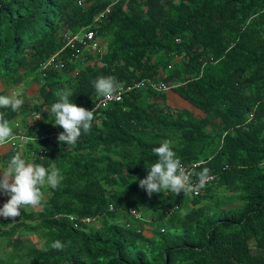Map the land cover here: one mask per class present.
<instances>
[{
    "label": "trees",
    "instance_id": "1",
    "mask_svg": "<svg viewBox=\"0 0 264 264\" xmlns=\"http://www.w3.org/2000/svg\"><path fill=\"white\" fill-rule=\"evenodd\" d=\"M84 28L103 45L75 64L76 75L71 65L50 70L48 103L67 86L71 102L92 111L98 77L133 85L161 76L180 84L174 92L190 107L135 89L95 111L75 145L33 161L60 169L59 186L42 191L48 212L65 217L47 221L43 249L27 238L37 227L26 226L15 254H31V264H264V0H0V80L20 83L56 61L64 31ZM165 140L187 169L203 161L194 171L215 176L201 196L149 197L139 187ZM8 199L0 193V208ZM116 209L146 211L151 223L128 229ZM69 215L100 221L76 229ZM56 240L63 250L51 248Z\"/></svg>",
    "mask_w": 264,
    "mask_h": 264
},
{
    "label": "clouds",
    "instance_id": "2",
    "mask_svg": "<svg viewBox=\"0 0 264 264\" xmlns=\"http://www.w3.org/2000/svg\"><path fill=\"white\" fill-rule=\"evenodd\" d=\"M78 4L82 5L83 3L79 1ZM89 31L93 30L84 28L78 33L64 31L62 34L64 45L57 54L56 61L53 57L42 61L35 74L28 75L22 82L6 85L3 80H0V173H2L0 193L10 197L0 208V226L3 224V228L0 229V251H4L6 257L13 256V250L17 252V237L22 234L23 230H26V226L37 227L36 232L33 231V235H45L43 231L49 219L65 217L59 213L48 212L50 195L45 197L47 193L45 190L42 191L46 186L52 189L59 186L62 180L60 169L55 164L50 168H45L33 161L49 157L54 149L62 143H66L68 147L75 145L81 137L82 131L87 134L91 129L95 108L88 111L72 103L70 97L73 96V93L67 86L55 92L56 97L54 96L51 102L48 103L44 98L45 94L51 91L48 81L46 82L50 70H62L65 66L71 65L69 69L74 70L73 73L76 75L79 72V66L75 67V64L79 61L84 64L89 59L86 54L97 50L82 46L76 40V38H84ZM95 39L99 46L103 45L102 41ZM66 51L71 52L70 57L68 60L61 59L60 55ZM44 64H47V67H44ZM161 78L160 76L155 81H162ZM123 85L127 84L117 82L116 78L111 76L98 77L93 84L99 98L117 97L118 94L123 93ZM43 106H47L46 109L40 108ZM25 107H27V112L23 113L20 109ZM11 110L12 112L20 111L16 117L10 120L5 119ZM40 137H45V139H39ZM24 139L34 140L25 143L22 141ZM171 144L170 140H165L159 147L152 149L158 159L150 167H147L149 171L146 178L139 181V187L145 190L149 197L164 192H170L176 196L181 193L184 195L198 194L212 178L206 167L199 172L194 171L200 167L203 161L193 163L192 171L186 170L181 160L176 157ZM4 148L8 149L7 152L2 151ZM9 157L11 158L8 160ZM193 175L197 177L196 183L191 180ZM22 208H25L23 212ZM110 210L115 211V208L111 206ZM136 211L141 214L140 211ZM29 214L31 218L28 217ZM68 218L76 229L81 228L84 224L100 221V216L79 218L69 215ZM18 225L21 226L18 227ZM14 229L18 231L16 235L13 233ZM63 247V243L59 240L51 244V248L58 251L63 250ZM26 254L28 253L24 255ZM24 255H17L18 264L22 263L20 259H24Z\"/></svg>",
    "mask_w": 264,
    "mask_h": 264
},
{
    "label": "built area",
    "instance_id": "3",
    "mask_svg": "<svg viewBox=\"0 0 264 264\" xmlns=\"http://www.w3.org/2000/svg\"><path fill=\"white\" fill-rule=\"evenodd\" d=\"M96 33L94 31H89L84 38L78 39L76 38L77 42H79L80 44H82V46H87V47H92L93 49H97L99 44L96 41ZM44 67H47V64H44ZM180 84H168L162 81H155L152 79H143L133 85H123L124 86V91L123 93L118 94L117 97H112V98H107V97H100L97 101L96 107H95V111H98L99 109H104V108H108L110 105L114 104V103H121L124 101L125 96L127 93H130L131 91L135 90V89H140L143 87H152L153 89L159 91L160 93H168L172 90H175L176 87H178ZM39 139H45V137H40ZM34 139H24L22 141H24L25 143L30 141L32 142ZM186 168V167H185ZM189 171H192V169H187ZM211 180L212 181L215 176H211ZM192 179V177H191ZM209 182V181H208ZM193 183H196L193 182ZM202 194V189L199 191L198 194H190L192 197H199ZM113 210V208H111ZM135 211V212H133ZM131 213L135 216V219L137 220H143L142 214H140L139 212H137L136 210H131ZM73 220V219H72ZM90 220V219H89ZM77 226V224H75Z\"/></svg>",
    "mask_w": 264,
    "mask_h": 264
},
{
    "label": "rangeland",
    "instance_id": "4",
    "mask_svg": "<svg viewBox=\"0 0 264 264\" xmlns=\"http://www.w3.org/2000/svg\"><path fill=\"white\" fill-rule=\"evenodd\" d=\"M23 72H24V70H21L18 73L21 74ZM46 107L47 106H43V107H40V108L46 109ZM46 187L50 188L48 186H46ZM45 197H48V194H45ZM133 210H136V209H133ZM122 211L126 212L131 218L125 220V218H128V216L126 214H124ZM122 211L116 209V212H114V214H118L120 219H123V220H120L119 223L124 225L128 229H136V221H134L135 216L131 213V211L130 212H128L126 210H122ZM143 214H144V216H146L145 215L146 211H143ZM2 228H3V224L0 226V229H2ZM29 239H32L33 242L38 243V246H41L42 249L45 248V245H44L45 238H43L42 234L32 235V236L29 237ZM30 255L31 254H26V255H24L25 259H20V260H22L24 262V264H31L30 263L31 259H28V257H30ZM0 258L3 259V264H18V261H19L17 255H15L14 257L13 256L6 257V253L4 251H0Z\"/></svg>",
    "mask_w": 264,
    "mask_h": 264
},
{
    "label": "crops",
    "instance_id": "5",
    "mask_svg": "<svg viewBox=\"0 0 264 264\" xmlns=\"http://www.w3.org/2000/svg\"><path fill=\"white\" fill-rule=\"evenodd\" d=\"M167 95H168V99H169V104L173 108L187 109V108L190 107V104L187 101H185L183 98H181L178 94H176L174 91L169 92ZM198 113L199 112H197V114ZM7 150H8L7 148H4L2 151L3 152H7ZM141 214L143 215V218H144L143 221L146 220L147 224H150L151 223V218H149V217L145 218L143 212ZM136 222H142V221L136 220Z\"/></svg>",
    "mask_w": 264,
    "mask_h": 264
}]
</instances>
